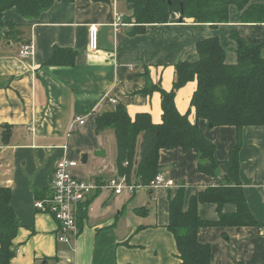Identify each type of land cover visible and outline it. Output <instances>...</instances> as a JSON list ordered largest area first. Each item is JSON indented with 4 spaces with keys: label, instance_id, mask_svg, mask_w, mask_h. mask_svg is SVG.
Returning a JSON list of instances; mask_svg holds the SVG:
<instances>
[{
    "label": "crops",
    "instance_id": "crops-1",
    "mask_svg": "<svg viewBox=\"0 0 264 264\" xmlns=\"http://www.w3.org/2000/svg\"><path fill=\"white\" fill-rule=\"evenodd\" d=\"M130 8L128 0H59L35 20L14 8L4 14L24 31L21 42L0 40V186L11 188L21 224L11 264H178L176 240L167 228L170 197L184 186L186 208L194 194L215 186L227 173L224 165L216 176L201 173L194 151L162 148L161 171L176 185L122 194L101 190L79 212L78 234L70 241L59 239V223L51 214L35 208V201L49 194L56 165L64 158L78 161L72 171L82 179L118 174L117 144L112 158L106 148L115 135L112 130L97 134L96 116L122 103L132 115L145 111L161 122L160 92L144 89L152 84L170 90L175 65L198 58V40L218 36L229 64L237 62L233 30L252 44L264 42V24L242 23L235 5L230 21L217 27L178 20L148 24L137 35L131 34L134 20L126 19ZM117 15L123 16L119 27L114 25ZM91 25L99 28L97 50L89 47ZM23 42L34 45L28 59L18 55ZM55 46L76 50L75 64L44 65ZM195 89L192 82L179 90L176 104L181 112L190 108ZM84 115V124L74 123ZM200 126L215 142L219 160L225 161L236 144V128L212 127L204 119ZM242 136L240 179L251 212L264 223V125L245 126ZM100 150L104 156L97 155ZM85 154L87 162L82 158L81 167L78 159ZM223 210L233 212L236 206L229 203ZM199 214L217 220V205L201 203ZM198 237L211 244L212 264H264L263 225L202 227Z\"/></svg>",
    "mask_w": 264,
    "mask_h": 264
},
{
    "label": "trees",
    "instance_id": "trees-1",
    "mask_svg": "<svg viewBox=\"0 0 264 264\" xmlns=\"http://www.w3.org/2000/svg\"><path fill=\"white\" fill-rule=\"evenodd\" d=\"M59 0H0V40L21 42L22 27L7 21L9 9L27 20H35ZM134 20L131 34H142L151 23L177 22L179 17L211 27L230 21V7L240 11L242 23L264 24V3L251 0H128ZM236 43L237 62H226V50L218 36L205 37L196 43L198 58L183 60L175 65L173 87L168 90L149 84L144 91H159L162 118L155 123L149 112L134 115L122 103L104 110L95 118V132L112 130L117 144L116 167L128 181L149 183L160 171L159 153L162 148L194 151L198 157V171L216 176L222 165L227 173L215 186L194 194L185 208V187L170 197L167 228L175 237L178 264H212V246L198 237L202 227L264 226L252 212L240 179V151L245 126L264 125V42L252 44L238 30L231 32ZM78 52L55 46L48 66H71ZM196 83L191 106L181 112L176 104L180 89ZM194 113V120L191 114ZM212 127L234 126L237 140L225 161L217 157V146L203 133L200 121ZM7 132L3 134L6 135ZM41 199V198H38ZM201 203H215L217 220H206L199 214ZM236 210L225 212L226 204ZM21 224L12 204V190L0 186V264H11L16 255L15 238ZM131 264V263H123Z\"/></svg>",
    "mask_w": 264,
    "mask_h": 264
},
{
    "label": "built area",
    "instance_id": "built-area-1",
    "mask_svg": "<svg viewBox=\"0 0 264 264\" xmlns=\"http://www.w3.org/2000/svg\"><path fill=\"white\" fill-rule=\"evenodd\" d=\"M123 24V16L117 15L115 27ZM99 28L97 25L89 27V47L91 50L98 48ZM32 42H23L18 51L22 59H28L33 55ZM108 101L116 103L115 98ZM86 116H78L75 122L85 123ZM72 128L68 137L72 134ZM78 165L77 160L64 158L55 168L54 179L48 195L35 201L37 210L51 214L59 223V239L70 241L71 237L78 234V215L89 198L101 190H112L116 194L123 192L135 193L139 189H159L176 185L175 180L168 176V172L160 171L149 183L142 184L135 180L128 181L125 175H114L110 178L82 179L73 173V168Z\"/></svg>",
    "mask_w": 264,
    "mask_h": 264
},
{
    "label": "rangeland",
    "instance_id": "rangeland-1",
    "mask_svg": "<svg viewBox=\"0 0 264 264\" xmlns=\"http://www.w3.org/2000/svg\"><path fill=\"white\" fill-rule=\"evenodd\" d=\"M226 39H227V41H230V39L228 40V38H227V36H226ZM227 43V42H226ZM230 43V42H229ZM230 45H232V41H231V43H230ZM226 46H227V44H226ZM190 83H192V82H190ZM189 107H190V105H189ZM189 108H187V110H188ZM191 120H194V114L192 113L191 114ZM71 143H73V144H75V141H74V139L71 141ZM106 148L108 149V157L109 158H112V156L114 155V153H115V150H116V142H115V139H114V137H110V139H109V143L107 142L106 143ZM82 156L78 159L79 160V164H81L82 166L81 167H83V163H82Z\"/></svg>",
    "mask_w": 264,
    "mask_h": 264
},
{
    "label": "water",
    "instance_id": "water-1",
    "mask_svg": "<svg viewBox=\"0 0 264 264\" xmlns=\"http://www.w3.org/2000/svg\"><path fill=\"white\" fill-rule=\"evenodd\" d=\"M178 20H179V22H183L184 20H187V21H189V22H191V21L193 22V20H191V19H184V18L181 17V16L179 17ZM9 43H11V42H9ZM210 126H211V125H210ZM97 155L104 156V155H105V151L100 150V151L97 152ZM87 157H88L87 154H85V155L83 156V162H84V163L87 162Z\"/></svg>",
    "mask_w": 264,
    "mask_h": 264
}]
</instances>
